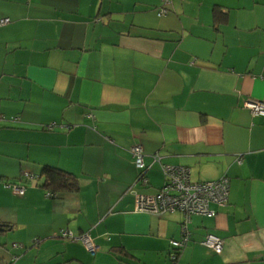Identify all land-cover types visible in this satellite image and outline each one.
Listing matches in <instances>:
<instances>
[{
	"label": "crops",
	"instance_id": "obj_1",
	"mask_svg": "<svg viewBox=\"0 0 264 264\" xmlns=\"http://www.w3.org/2000/svg\"><path fill=\"white\" fill-rule=\"evenodd\" d=\"M163 3L0 0V264H264V116L244 106L264 101V0ZM163 164L229 178L228 204L191 216L174 259L182 214L137 209ZM46 167L76 190L44 186Z\"/></svg>",
	"mask_w": 264,
	"mask_h": 264
},
{
	"label": "built area",
	"instance_id": "obj_2",
	"mask_svg": "<svg viewBox=\"0 0 264 264\" xmlns=\"http://www.w3.org/2000/svg\"><path fill=\"white\" fill-rule=\"evenodd\" d=\"M163 5L158 9V15L162 16L168 12L167 5L170 0H163ZM10 20L3 18L0 25L7 24ZM244 106L254 116H264V101L256 99H248ZM130 152L134 158V164L138 169V180L142 183L147 182L145 176L147 166L144 162V154L142 147L138 144L133 145ZM154 160L158 161V156H154ZM165 175V184L155 194H139L137 196V209L140 212H146L159 215L165 212L178 211L182 214L183 235L179 240H172L171 246L174 249L171 257H176L177 251L182 249L190 240V232L186 229L192 215H202L213 217L216 211L210 208V204L214 203L219 207H224L229 201V178L221 177L214 181H191L189 170L186 167H178L172 165H161ZM23 178L30 177L28 172L22 174ZM11 186V185H10ZM14 193L23 195L24 186H12ZM48 195H52L48 192ZM62 237L74 239L70 232L62 231ZM86 248L92 252L95 251L89 235L85 234L79 237ZM200 244L208 248L216 254H220L224 248L222 238L214 233H208L200 241Z\"/></svg>",
	"mask_w": 264,
	"mask_h": 264
},
{
	"label": "trees",
	"instance_id": "obj_3",
	"mask_svg": "<svg viewBox=\"0 0 264 264\" xmlns=\"http://www.w3.org/2000/svg\"><path fill=\"white\" fill-rule=\"evenodd\" d=\"M43 175L45 176L44 186L49 187L51 190L74 191L77 188L76 179L70 172L46 167Z\"/></svg>",
	"mask_w": 264,
	"mask_h": 264
}]
</instances>
